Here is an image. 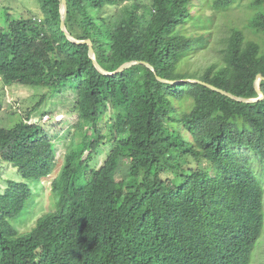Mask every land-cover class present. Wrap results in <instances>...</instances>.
Returning <instances> with one entry per match:
<instances>
[{
    "label": "trees",
    "instance_id": "1",
    "mask_svg": "<svg viewBox=\"0 0 264 264\" xmlns=\"http://www.w3.org/2000/svg\"><path fill=\"white\" fill-rule=\"evenodd\" d=\"M36 1L41 17L5 11L0 81L43 89L37 107L70 91L76 118L53 136L32 111L0 127V162L22 179L0 193V264H250L264 226V182L250 162L264 167V97L240 103L158 78L257 98L264 0H249L244 31L227 26L217 60L193 73L188 61L215 28L213 14L192 13L194 0H65L66 31L91 41L103 70L131 61L154 69L112 76L96 70L87 45L66 39L60 0ZM235 1L208 8L224 14ZM259 88L264 96L263 80ZM47 180L53 210L18 233L11 220L34 201L25 181Z\"/></svg>",
    "mask_w": 264,
    "mask_h": 264
},
{
    "label": "rangeland",
    "instance_id": "2",
    "mask_svg": "<svg viewBox=\"0 0 264 264\" xmlns=\"http://www.w3.org/2000/svg\"><path fill=\"white\" fill-rule=\"evenodd\" d=\"M213 0H194L197 8L192 13H200L205 16H215V28L212 31L211 42L206 50L194 54L188 61L186 70L189 73L202 72L207 65L213 64L218 57V49L221 48L220 39L224 36L227 26H237L244 31V24L249 16V0L235 1L229 5L224 14L214 13L209 9V3ZM203 2L202 10L201 4ZM5 11L12 18L22 16L41 17L42 12L36 0H0V28H6ZM185 30H194L189 24L185 25ZM198 31V30H197ZM249 33L248 30L245 31ZM43 89L24 87L17 84L3 85L0 81V100L4 103V112L0 117V127L10 128L18 121L25 119L27 114L31 113L30 121L39 122L44 130L51 136L65 130L73 124L75 115L72 110V93L66 91L58 96L47 98L37 107ZM105 150V147H104ZM65 147L61 141L56 142L57 168L62 164ZM101 156L94 159L93 162H99ZM257 179L264 182V167L256 162L250 161ZM264 165V164H263ZM261 171V173H260ZM263 171V172H262ZM8 181L21 182L22 179L14 167L0 162V193L7 186ZM34 196L33 205L27 206L22 214L11 220L12 227L18 233L28 232L36 220L44 213L53 210L54 202L50 193V182L47 181H25ZM264 191V184H263ZM264 212V211H263ZM264 215V213H263ZM250 264H264V226L263 233L255 244L251 255Z\"/></svg>",
    "mask_w": 264,
    "mask_h": 264
},
{
    "label": "water",
    "instance_id": "3",
    "mask_svg": "<svg viewBox=\"0 0 264 264\" xmlns=\"http://www.w3.org/2000/svg\"><path fill=\"white\" fill-rule=\"evenodd\" d=\"M59 14H60V30L64 33L66 39L72 43H75V44H85L88 46V57L89 59L92 61L94 67L96 68V70L101 73L102 75H109V76H112V75H117L119 73H122L124 72L125 70L131 68L132 66H135V65H143L145 67H147L149 70H151L152 72H154V69L148 64V63H145V62H142V61H131V62H127V63H124L123 65H121L117 70H115L114 72H106L105 70H103L98 64L97 62L95 61V58H94V52H93V48H92V43L90 40H82V41H79L77 39H75L74 37H72L65 29V25H64V21H65V17H66V2L65 0H60V4H59ZM158 80H160L161 82L163 83H166V84H171V85H176V84H179L181 82H190V83H199L201 84L202 86L210 89L211 91L213 92H216L220 95H223L233 101H236V102H240V103H253V102H256V101H259L261 99H263V93L261 92L260 88H259V81H264V76L258 74L256 76V79H255V82H254V89L257 93V98L255 99H245V98H241V97H237V96H234L226 91H223L221 89H218L208 83H204L202 81H199L197 79H185V80H182V81H169V80H164V79H160L158 78Z\"/></svg>",
    "mask_w": 264,
    "mask_h": 264
}]
</instances>
